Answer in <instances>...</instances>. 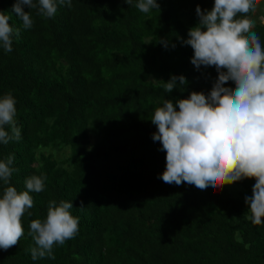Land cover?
<instances>
[{
	"label": "trees",
	"instance_id": "16d2710c",
	"mask_svg": "<svg viewBox=\"0 0 264 264\" xmlns=\"http://www.w3.org/2000/svg\"><path fill=\"white\" fill-rule=\"evenodd\" d=\"M14 2L0 0L21 29L12 52L0 48V97L16 98L21 139L0 144V159L14 155L10 186L18 192L32 175L46 180L44 191L30 193L24 235L0 249V264H264V225L251 223L245 203L254 179L200 191L158 178L166 152L153 140L155 109L209 93L218 77L214 66L198 70L180 39L197 25V5L211 10L214 0H157L160 9L147 14L136 0H72L54 18L32 9L27 30L11 13ZM254 30L264 47V24ZM172 75L186 77L184 91L179 81L164 91ZM52 200L73 203L79 233L54 245V260L33 261L30 223L46 218Z\"/></svg>",
	"mask_w": 264,
	"mask_h": 264
},
{
	"label": "clouds",
	"instance_id": "9594fccd",
	"mask_svg": "<svg viewBox=\"0 0 264 264\" xmlns=\"http://www.w3.org/2000/svg\"><path fill=\"white\" fill-rule=\"evenodd\" d=\"M133 6L134 0H124ZM72 7V0H15L11 13L22 20V28L33 27L32 9L44 18H54L58 6ZM25 7L30 9L25 11ZM141 13L159 10L157 0H136ZM257 0H214L211 10L199 5L196 26L188 31L184 45L193 49L191 63L214 66L218 77L207 94L192 91L175 103L164 99L155 109L151 122L157 128L153 140L166 152V168L158 177L163 182L180 186L194 185L198 190H222L225 185L254 179L252 195L245 197L248 219L264 225V47L254 30L264 24V15L256 17ZM11 16L0 10V48L13 51V40L21 29L10 24ZM166 48L168 41H160ZM176 45L173 44L174 48ZM188 84L185 76L172 75L163 84L164 91ZM231 82L234 88L227 85ZM17 101L11 92L0 97V144L21 139L17 126ZM177 108L179 110H177ZM14 155L0 159V249L7 251L24 235L22 217L34 206L31 192L45 189L46 176L32 175L24 181L26 191H17L10 180L18 169L13 167ZM73 203L52 200L46 218L30 223L28 235L35 246L30 249L33 261L50 258L54 245H64L79 233V217L73 216ZM82 207V206H81Z\"/></svg>",
	"mask_w": 264,
	"mask_h": 264
},
{
	"label": "crops",
	"instance_id": "0c3cea01",
	"mask_svg": "<svg viewBox=\"0 0 264 264\" xmlns=\"http://www.w3.org/2000/svg\"><path fill=\"white\" fill-rule=\"evenodd\" d=\"M257 6H258V11L256 13V16L259 17L261 15H264V0H261V2Z\"/></svg>",
	"mask_w": 264,
	"mask_h": 264
},
{
	"label": "rangeland",
	"instance_id": "374dc122",
	"mask_svg": "<svg viewBox=\"0 0 264 264\" xmlns=\"http://www.w3.org/2000/svg\"><path fill=\"white\" fill-rule=\"evenodd\" d=\"M257 17V16H256ZM258 24H260V23H258ZM63 153L64 154H69V149H66L65 151H63ZM63 153L62 152H60V155H62L63 156ZM230 186V185H229Z\"/></svg>",
	"mask_w": 264,
	"mask_h": 264
}]
</instances>
